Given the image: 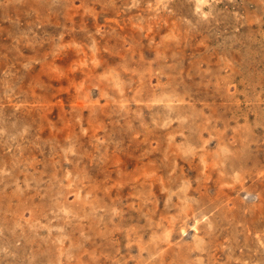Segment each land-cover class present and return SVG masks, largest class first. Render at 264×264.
<instances>
[{
  "label": "rangeland",
  "instance_id": "374dc122",
  "mask_svg": "<svg viewBox=\"0 0 264 264\" xmlns=\"http://www.w3.org/2000/svg\"><path fill=\"white\" fill-rule=\"evenodd\" d=\"M0 264H264V0H0Z\"/></svg>",
  "mask_w": 264,
  "mask_h": 264
}]
</instances>
